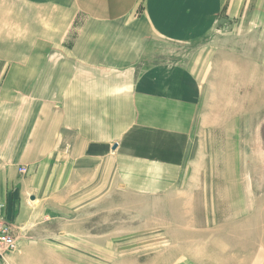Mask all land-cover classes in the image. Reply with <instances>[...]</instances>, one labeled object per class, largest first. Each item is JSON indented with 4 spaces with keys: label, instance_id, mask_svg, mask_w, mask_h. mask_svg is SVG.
Here are the masks:
<instances>
[{
    "label": "rangeland",
    "instance_id": "374dc122",
    "mask_svg": "<svg viewBox=\"0 0 264 264\" xmlns=\"http://www.w3.org/2000/svg\"><path fill=\"white\" fill-rule=\"evenodd\" d=\"M3 1L0 81L26 57L31 40L25 34L35 30L15 21ZM227 9L228 1L206 40L185 47L161 40L154 49L160 53L150 56L160 57L156 65L167 69L193 64L200 82L199 112L185 119L180 111L170 115L166 104V111H153L151 103L132 113L126 127L116 114L105 120V128L102 118L91 120V134L83 138L90 144L85 154H97L92 167L84 163L77 173L69 167L64 178L61 172L52 175L56 187L46 190L43 199L25 195L16 221L3 214L0 203V217L16 239L8 254L17 255L14 264H60L56 255L71 254L88 255L96 264H264L261 248L250 247L251 239L260 245L264 237L259 230L264 227V67L257 58L249 61V51L257 47L233 46L230 33L236 22ZM35 61L44 59L38 55ZM134 73L138 81L146 72L130 68L120 79ZM143 125L145 130L154 125L186 131L177 138L182 150L173 151L184 155L182 163L163 166L159 159L137 158L145 149L137 143V128ZM75 157L84 160V154ZM28 171L18 167L22 179ZM163 172L181 181L163 178L155 184L153 174ZM60 175L65 183L57 188ZM32 179L37 195L44 185L39 168ZM250 213L257 222L254 229ZM90 239L94 246L88 245Z\"/></svg>",
    "mask_w": 264,
    "mask_h": 264
},
{
    "label": "crops",
    "instance_id": "0c3cea01",
    "mask_svg": "<svg viewBox=\"0 0 264 264\" xmlns=\"http://www.w3.org/2000/svg\"><path fill=\"white\" fill-rule=\"evenodd\" d=\"M227 1V12L236 22L230 33L233 46L257 47L255 53L249 51V61L257 58L264 67V0L3 1L2 6L15 21L35 28L25 34L31 40L26 57L0 81L3 214L11 222L16 221L15 216L22 215L25 195L32 200L43 199L49 194L46 190L56 187L52 175L61 172L64 178L70 168L77 173L76 168L84 163L92 167L90 162L97 154H85L90 144L83 138L87 132L91 134V120L102 118L101 127L105 128V122L116 114L126 127L132 113L144 111L151 103L153 111H160L166 104L171 108L170 115L180 111L185 119L192 116L187 113L199 112L200 82L193 73V64L167 69L156 65L160 57L150 56L160 53L154 49L161 40L181 47L206 40ZM68 39L72 42L66 45ZM38 55L44 62L35 61ZM130 68L146 73L138 81L135 73L120 79V73ZM145 126L137 128V143L145 148L137 152V158L159 159L163 166L182 163L184 155L176 156L173 151L182 150L177 138L186 131L154 125L145 130ZM124 140L128 141V136ZM69 151L68 158L62 156V152L68 155ZM81 154L83 162L75 157ZM20 166L28 167L26 179L18 175ZM34 168H39L44 184L37 195ZM166 175L154 173L153 182L159 184L163 178L172 184L181 181ZM63 178L58 177L57 188L65 183ZM250 217L254 229L257 222L253 213ZM259 230L264 231V227ZM257 241L251 239V249L260 247L264 252V237L260 245ZM88 245H95L92 239ZM45 257L49 259L44 256V263L51 262ZM55 257L60 264H96L88 255ZM17 260V255H10L3 264Z\"/></svg>",
    "mask_w": 264,
    "mask_h": 264
},
{
    "label": "built area",
    "instance_id": "2783aa9c",
    "mask_svg": "<svg viewBox=\"0 0 264 264\" xmlns=\"http://www.w3.org/2000/svg\"><path fill=\"white\" fill-rule=\"evenodd\" d=\"M2 206L0 205V214ZM16 248V239L12 228L0 217V264L5 261L6 256Z\"/></svg>",
    "mask_w": 264,
    "mask_h": 264
}]
</instances>
